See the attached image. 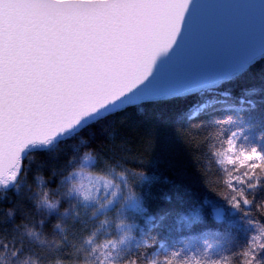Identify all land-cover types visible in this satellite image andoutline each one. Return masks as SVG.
<instances>
[{
	"label": "snow or ice",
	"instance_id": "1",
	"mask_svg": "<svg viewBox=\"0 0 264 264\" xmlns=\"http://www.w3.org/2000/svg\"><path fill=\"white\" fill-rule=\"evenodd\" d=\"M196 5L0 0V264H264V0L178 73Z\"/></svg>",
	"mask_w": 264,
	"mask_h": 264
},
{
	"label": "water",
	"instance_id": "2",
	"mask_svg": "<svg viewBox=\"0 0 264 264\" xmlns=\"http://www.w3.org/2000/svg\"><path fill=\"white\" fill-rule=\"evenodd\" d=\"M249 0H197V5L190 18L191 36L186 50L178 54L174 67L176 72H184L194 68L216 49L226 47L234 38L225 32H214L209 42V33L226 15L242 16L243 6Z\"/></svg>",
	"mask_w": 264,
	"mask_h": 264
},
{
	"label": "trees",
	"instance_id": "3",
	"mask_svg": "<svg viewBox=\"0 0 264 264\" xmlns=\"http://www.w3.org/2000/svg\"><path fill=\"white\" fill-rule=\"evenodd\" d=\"M207 163V161H205ZM209 171H210V175L215 176V172H216V166L209 164Z\"/></svg>",
	"mask_w": 264,
	"mask_h": 264
}]
</instances>
